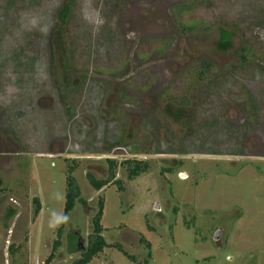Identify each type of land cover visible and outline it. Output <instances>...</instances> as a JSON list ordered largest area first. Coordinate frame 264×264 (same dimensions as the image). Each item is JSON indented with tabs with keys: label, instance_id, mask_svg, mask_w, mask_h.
I'll list each match as a JSON object with an SVG mask.
<instances>
[{
	"label": "rangeland",
	"instance_id": "rangeland-1",
	"mask_svg": "<svg viewBox=\"0 0 264 264\" xmlns=\"http://www.w3.org/2000/svg\"><path fill=\"white\" fill-rule=\"evenodd\" d=\"M63 1L0 0V264H72L99 198L90 264H264V0H75L65 27ZM70 160L81 199L47 263ZM109 160L122 192L87 180Z\"/></svg>",
	"mask_w": 264,
	"mask_h": 264
},
{
	"label": "trees",
	"instance_id": "trees-1",
	"mask_svg": "<svg viewBox=\"0 0 264 264\" xmlns=\"http://www.w3.org/2000/svg\"><path fill=\"white\" fill-rule=\"evenodd\" d=\"M76 3L75 0H64L63 4L60 8V11L58 12L57 18H55L54 23L56 24L57 22L61 23L62 26H67L68 25V18L71 14L72 6L73 4ZM187 8L180 7L179 12L181 14L185 13ZM112 19V18H111ZM110 22V20H109ZM197 23H194L193 26L195 27ZM183 29L186 30H192L191 27H183ZM106 32L105 39L112 42L114 44L113 40L115 35L113 32ZM64 38H66V29L62 31ZM46 40L49 42L50 38V33L49 36L46 35ZM116 38V37H115ZM51 47H49L48 44V50H50ZM241 61L245 65L247 62V57L242 55L241 56ZM212 66L209 63L201 64L194 68L193 72L197 73L198 78L203 81L205 77L208 76V74L211 72ZM185 102H180L178 104L187 106L188 102L186 99H184ZM109 170H108V177L106 179H97L95 178L91 172L87 173V180L92 188L96 191H101L102 189L109 187L111 185H115L119 191H123V185L120 181L116 180V174H115V167L116 164L112 161L109 160ZM68 168H67V175H66V195H65V204H64V211L63 215L61 217V220L59 221V227L56 230V239L53 242V247L51 250V253L49 257L47 258L46 262L50 263L52 260L55 258L56 254L58 251L62 249V238L64 235V227H65V220L67 217L70 215V213L74 210L75 205L78 200L81 199V191L79 188V185L74 178V173L77 170V164L74 160L68 161ZM123 165L127 169V175L128 179L130 181L136 180L138 177H140L142 174L147 173L149 169V165L146 161L138 160V159H130L127 160L123 163ZM33 205L35 206L34 210V217H37L38 214H40L42 208H41V203L38 199L33 200ZM104 206H105V201L103 198H99L98 204H97V209L94 217L92 218V234L88 238V243L86 249H84V252L80 255L78 259H76L72 264H90L93 259H95L99 254H101L106 248L110 247L104 237H103V232H104V227L102 226V218H103V211H104ZM141 244L145 245V247L148 250V256L151 257V245L144 237L140 238ZM73 248L76 252L81 251L79 244H78V239L74 240V245ZM117 249L120 250L121 252L123 251L120 246L117 245ZM14 250L12 249V252ZM125 254V253H124ZM127 255V254H126ZM127 257L133 261L134 258L130 257L127 255Z\"/></svg>",
	"mask_w": 264,
	"mask_h": 264
},
{
	"label": "water",
	"instance_id": "water-1",
	"mask_svg": "<svg viewBox=\"0 0 264 264\" xmlns=\"http://www.w3.org/2000/svg\"><path fill=\"white\" fill-rule=\"evenodd\" d=\"M156 210H158V206H156ZM220 235H221V230H219L215 233V237H214L215 241H217L219 239Z\"/></svg>",
	"mask_w": 264,
	"mask_h": 264
}]
</instances>
